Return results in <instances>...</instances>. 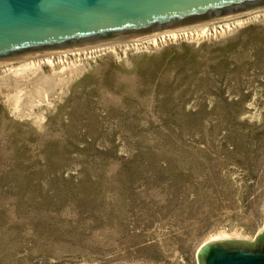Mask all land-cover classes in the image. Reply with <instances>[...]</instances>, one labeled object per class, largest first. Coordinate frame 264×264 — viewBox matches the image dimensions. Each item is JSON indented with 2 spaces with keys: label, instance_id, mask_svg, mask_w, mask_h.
<instances>
[{
  "label": "rangeland",
  "instance_id": "374dc122",
  "mask_svg": "<svg viewBox=\"0 0 264 264\" xmlns=\"http://www.w3.org/2000/svg\"><path fill=\"white\" fill-rule=\"evenodd\" d=\"M193 38L80 56L39 102L0 66V264H199L264 231V18Z\"/></svg>",
  "mask_w": 264,
  "mask_h": 264
},
{
  "label": "water",
  "instance_id": "95a60500",
  "mask_svg": "<svg viewBox=\"0 0 264 264\" xmlns=\"http://www.w3.org/2000/svg\"><path fill=\"white\" fill-rule=\"evenodd\" d=\"M264 10V0H0V66ZM199 264H264L255 241L213 240Z\"/></svg>",
  "mask_w": 264,
  "mask_h": 264
},
{
  "label": "bare ground",
  "instance_id": "6f19581e",
  "mask_svg": "<svg viewBox=\"0 0 264 264\" xmlns=\"http://www.w3.org/2000/svg\"><path fill=\"white\" fill-rule=\"evenodd\" d=\"M242 17H245V18H242ZM259 18H264V10L255 11L245 16H238V17L224 19L219 22H210V23H206V24L191 27V28L174 30V31L158 34L155 36H151L148 38L131 40L127 42L124 41L119 44L111 43V44H106V45H101V46H96V47H91V48H85V49H80V50H75V51H70V52H65V53L52 54V55L42 57V58L27 59V60L22 61L18 68H14L13 64L12 65L7 64L3 67L1 72L5 74V76L14 75L17 78H20L21 80H26L29 83H31L33 87L30 90L29 89L24 90L26 88V85L24 83L20 85L18 84V89L21 88L20 92H22L23 95H26L25 97L28 100L30 99L29 101L35 98L34 100H36V102H39L40 99H46V95L49 94L52 87L56 84L57 79L64 78L63 76H66L67 74L72 75L78 69L83 68V65H84L83 63H80V65H75L74 63L70 64V62L75 61L80 56H83V55L93 56V55H99V54H102L108 51L111 52V51H117V50L124 52L130 49H141L142 50V48H146V47L147 48L149 47L157 48L158 46L166 44L167 42H170V41L183 40V39H188V38L194 39L193 37L196 38L202 35L203 37L207 35H210V36L217 35V34L220 35L226 32H231L232 30L237 29V27L239 26L241 27V25L251 22L252 20L259 19ZM55 62L56 63L66 62V64L69 63L70 65L68 64V66L62 69L61 71L57 70L58 72H56L55 70V73L51 76L44 75L42 73L44 66H47L48 64H52V63L55 64ZM17 78L16 80L19 82L20 79H17ZM68 78H70V75L68 76ZM42 91H43V94L41 95L40 93ZM22 94L20 93L21 96ZM30 103H32V101ZM216 240H220V239H216Z\"/></svg>",
  "mask_w": 264,
  "mask_h": 264
},
{
  "label": "built area",
  "instance_id": "2783aa9c",
  "mask_svg": "<svg viewBox=\"0 0 264 264\" xmlns=\"http://www.w3.org/2000/svg\"><path fill=\"white\" fill-rule=\"evenodd\" d=\"M224 20V19H223ZM219 21H222V20H219ZM219 21H215V22H219Z\"/></svg>",
  "mask_w": 264,
  "mask_h": 264
}]
</instances>
